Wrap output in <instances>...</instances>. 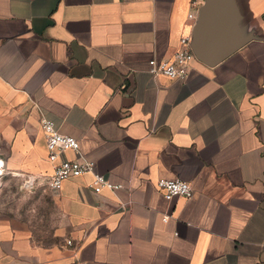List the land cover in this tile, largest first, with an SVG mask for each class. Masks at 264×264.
I'll list each match as a JSON object with an SVG mask.
<instances>
[{
    "label": "crops",
    "instance_id": "crops-1",
    "mask_svg": "<svg viewBox=\"0 0 264 264\" xmlns=\"http://www.w3.org/2000/svg\"><path fill=\"white\" fill-rule=\"evenodd\" d=\"M199 1L0 0V264H264V0H214L245 41L217 65L150 70ZM42 118L122 187L51 189Z\"/></svg>",
    "mask_w": 264,
    "mask_h": 264
},
{
    "label": "built area",
    "instance_id": "built-area-1",
    "mask_svg": "<svg viewBox=\"0 0 264 264\" xmlns=\"http://www.w3.org/2000/svg\"><path fill=\"white\" fill-rule=\"evenodd\" d=\"M200 3L199 0H193V4ZM189 17L195 19L198 14L191 12ZM193 35L188 34L181 38V46L170 60L158 61L155 58L150 60V70L152 75L158 77L165 75L172 80H184L188 77L191 64L196 55L192 47ZM41 126L46 137L48 148V158L53 165V173L48 179V185L53 190L62 189L64 182L73 177H79L87 173L93 175L91 188L100 193L104 188L117 190L122 186L110 182L105 175L96 170V164L93 161L83 157L67 158L65 153L68 151L78 152L80 150V141L78 138L63 134L55 125V122L48 118H42ZM4 162L0 159V176L2 175ZM158 188L163 192L166 199H172L175 196L190 198L193 195V186L190 182L182 179H165L157 181ZM167 220V217L164 218ZM72 243V241H68Z\"/></svg>",
    "mask_w": 264,
    "mask_h": 264
},
{
    "label": "water",
    "instance_id": "water-1",
    "mask_svg": "<svg viewBox=\"0 0 264 264\" xmlns=\"http://www.w3.org/2000/svg\"><path fill=\"white\" fill-rule=\"evenodd\" d=\"M214 0H208L197 18L193 32V51L199 61L215 66L234 53L244 40H236Z\"/></svg>",
    "mask_w": 264,
    "mask_h": 264
},
{
    "label": "rangeland",
    "instance_id": "rangeland-1",
    "mask_svg": "<svg viewBox=\"0 0 264 264\" xmlns=\"http://www.w3.org/2000/svg\"><path fill=\"white\" fill-rule=\"evenodd\" d=\"M12 184H13V181L8 183V187H9L10 189H12L13 186H14V184H13V185H12ZM11 194H12V193H11Z\"/></svg>",
    "mask_w": 264,
    "mask_h": 264
}]
</instances>
